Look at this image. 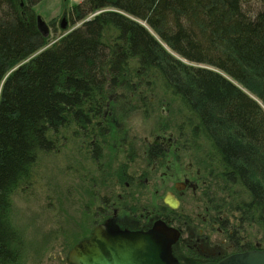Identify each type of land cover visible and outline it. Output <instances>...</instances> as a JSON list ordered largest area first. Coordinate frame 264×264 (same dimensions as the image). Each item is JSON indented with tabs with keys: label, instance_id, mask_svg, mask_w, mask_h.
Instances as JSON below:
<instances>
[{
	"label": "trees",
	"instance_id": "16d2710c",
	"mask_svg": "<svg viewBox=\"0 0 264 264\" xmlns=\"http://www.w3.org/2000/svg\"><path fill=\"white\" fill-rule=\"evenodd\" d=\"M40 1L0 0V264L23 249L11 194L59 130L93 126L110 94L118 120L149 111L148 95L178 104L169 120L201 157L207 207L238 250L253 237L264 249V11L249 14L246 0H85L70 10L80 25L45 49Z\"/></svg>",
	"mask_w": 264,
	"mask_h": 264
},
{
	"label": "flooded vegetation",
	"instance_id": "af4514ba",
	"mask_svg": "<svg viewBox=\"0 0 264 264\" xmlns=\"http://www.w3.org/2000/svg\"><path fill=\"white\" fill-rule=\"evenodd\" d=\"M107 106L109 103L103 110V124L76 126L74 131L78 142L77 157H82L88 164L87 181L91 188L89 195L85 193L88 200L81 208L84 228L79 225V231L82 230L79 234H85L88 229L89 233L77 242L90 236L99 224L107 223L115 231H148L160 220L179 231L178 240L171 248L177 264H216L232 254L251 250L236 248L217 211H211L205 205H196L190 213L176 211L183 196L190 195L200 203V197L204 199L208 180L199 166L201 157L185 146L176 132L168 136L154 134L150 142L147 137L143 143L129 141L128 128L112 118L116 114ZM144 165L149 166L153 175L162 166L164 171L160 178L145 176ZM145 186L150 189L145 192L152 198L163 193L161 200L144 204ZM166 200L176 205L171 207ZM213 232L217 239L212 238ZM256 244L252 249H262Z\"/></svg>",
	"mask_w": 264,
	"mask_h": 264
},
{
	"label": "rangeland",
	"instance_id": "374dc122",
	"mask_svg": "<svg viewBox=\"0 0 264 264\" xmlns=\"http://www.w3.org/2000/svg\"><path fill=\"white\" fill-rule=\"evenodd\" d=\"M84 1L41 0L34 5L35 12L49 27L50 41L48 45L80 25L81 22L72 23L70 10L73 5ZM243 8L249 14L255 15L259 11H264V2L246 0ZM62 19L65 21L64 29L60 27ZM233 83L238 85L234 81ZM109 97L111 99L108 98V100L112 103L114 97L112 94ZM148 97L153 103L152 108L148 107L149 111L134 108L120 116V121L117 118L119 125L128 128V138L131 142L143 143L142 141L146 137L150 142L154 134L163 133L168 136L174 132L172 122L169 120V113L176 109L178 104L162 93L148 95ZM160 99H164L162 104L158 103ZM255 100L257 99L255 98ZM109 107L113 108L111 104ZM102 116L103 111L95 119H92L94 125L103 124ZM165 125L170 127L165 128ZM75 127L76 125L73 124L59 130L56 148L46 154L38 155L29 182L21 185L11 194L9 220L12 227L18 230L23 237L22 253L16 264H68L66 257L70 247L89 233L88 229L85 234H79L82 232V230L79 231V225L84 228L81 224L82 203L84 204L88 200L85 193L89 195L91 188L88 187L87 181L90 175L86 172L88 164L81 156H79L81 158L77 157L78 142L75 140ZM77 165L80 166V169ZM162 171H164L163 166L156 169L153 175L149 172V166H143L145 176L160 178ZM81 177H85V179ZM146 190L150 191V189L146 186L143 188L144 204L154 203L156 199L161 200L163 193L158 198H152L150 193L145 192ZM211 191L209 194L213 195ZM200 199L201 203L190 195L183 196L176 211L179 214L190 213L196 205L207 207L206 200L201 197ZM211 235H213V239L218 238L215 232ZM251 240L256 242L257 238L253 237Z\"/></svg>",
	"mask_w": 264,
	"mask_h": 264
},
{
	"label": "water",
	"instance_id": "95a60500",
	"mask_svg": "<svg viewBox=\"0 0 264 264\" xmlns=\"http://www.w3.org/2000/svg\"><path fill=\"white\" fill-rule=\"evenodd\" d=\"M37 19L43 26L41 17ZM60 27L65 28L64 21ZM166 203L171 207L176 205L167 200ZM178 237L176 228L160 220L148 231H115L107 223L99 224L90 236L72 246L67 259L70 264H177L171 248ZM216 264H264V249L235 253Z\"/></svg>",
	"mask_w": 264,
	"mask_h": 264
},
{
	"label": "bare ground",
	"instance_id": "6f19581e",
	"mask_svg": "<svg viewBox=\"0 0 264 264\" xmlns=\"http://www.w3.org/2000/svg\"><path fill=\"white\" fill-rule=\"evenodd\" d=\"M98 12H100V11H97V12H95V14L96 13H98ZM94 15V14H93ZM39 16V15H38ZM92 16V15H91ZM64 20L62 19L61 20V22H60V25H61V23L63 22ZM65 22V21H64ZM144 25V24H143ZM49 34V33H48ZM52 43H50V45H51ZM50 45H46L44 48L46 49L48 46H50ZM245 91V90H244ZM255 99V98H254ZM257 101V100H256ZM258 103L261 105V107H262V109L264 110V105H262L259 101H258Z\"/></svg>",
	"mask_w": 264,
	"mask_h": 264
}]
</instances>
